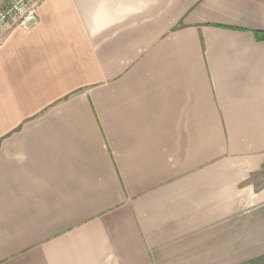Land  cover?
I'll use <instances>...</instances> for the list:
<instances>
[{
	"label": "crops",
	"instance_id": "crops-1",
	"mask_svg": "<svg viewBox=\"0 0 264 264\" xmlns=\"http://www.w3.org/2000/svg\"><path fill=\"white\" fill-rule=\"evenodd\" d=\"M264 0H42L0 44V264L264 257Z\"/></svg>",
	"mask_w": 264,
	"mask_h": 264
},
{
	"label": "built area",
	"instance_id": "built-area-1",
	"mask_svg": "<svg viewBox=\"0 0 264 264\" xmlns=\"http://www.w3.org/2000/svg\"><path fill=\"white\" fill-rule=\"evenodd\" d=\"M42 0H0V44L11 27H24L36 21V9Z\"/></svg>",
	"mask_w": 264,
	"mask_h": 264
},
{
	"label": "trees",
	"instance_id": "trees-1",
	"mask_svg": "<svg viewBox=\"0 0 264 264\" xmlns=\"http://www.w3.org/2000/svg\"><path fill=\"white\" fill-rule=\"evenodd\" d=\"M257 37L259 39H261V40L264 39V33L258 34ZM263 261H264V257H261L259 259H256V260L252 261L250 264H256V263H260V262H263Z\"/></svg>",
	"mask_w": 264,
	"mask_h": 264
},
{
	"label": "rangeland",
	"instance_id": "rangeland-1",
	"mask_svg": "<svg viewBox=\"0 0 264 264\" xmlns=\"http://www.w3.org/2000/svg\"><path fill=\"white\" fill-rule=\"evenodd\" d=\"M256 264H264V261L263 262H260V263H256Z\"/></svg>",
	"mask_w": 264,
	"mask_h": 264
}]
</instances>
